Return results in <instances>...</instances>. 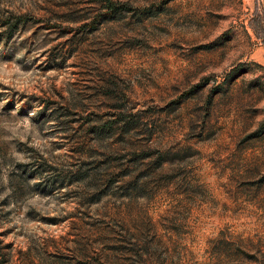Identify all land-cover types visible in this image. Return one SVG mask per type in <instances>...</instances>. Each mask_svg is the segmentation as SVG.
Here are the masks:
<instances>
[{"label": "rangeland", "instance_id": "374dc122", "mask_svg": "<svg viewBox=\"0 0 264 264\" xmlns=\"http://www.w3.org/2000/svg\"><path fill=\"white\" fill-rule=\"evenodd\" d=\"M0 0V264H264V0Z\"/></svg>", "mask_w": 264, "mask_h": 264}, {"label": "trees", "instance_id": "16d2710c", "mask_svg": "<svg viewBox=\"0 0 264 264\" xmlns=\"http://www.w3.org/2000/svg\"><path fill=\"white\" fill-rule=\"evenodd\" d=\"M107 8H108V14H114V13H117V11H118V7H117V5L113 2V1H111V0H109L108 1V3H107Z\"/></svg>", "mask_w": 264, "mask_h": 264}]
</instances>
